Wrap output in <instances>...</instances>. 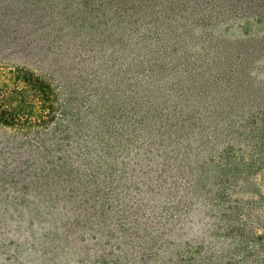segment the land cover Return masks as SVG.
Masks as SVG:
<instances>
[{"label":"rangeland","instance_id":"1","mask_svg":"<svg viewBox=\"0 0 264 264\" xmlns=\"http://www.w3.org/2000/svg\"><path fill=\"white\" fill-rule=\"evenodd\" d=\"M0 264H264V0H0Z\"/></svg>","mask_w":264,"mask_h":264},{"label":"trees","instance_id":"2","mask_svg":"<svg viewBox=\"0 0 264 264\" xmlns=\"http://www.w3.org/2000/svg\"><path fill=\"white\" fill-rule=\"evenodd\" d=\"M8 31H9V28L5 25V26L3 27V32L6 34Z\"/></svg>","mask_w":264,"mask_h":264}]
</instances>
